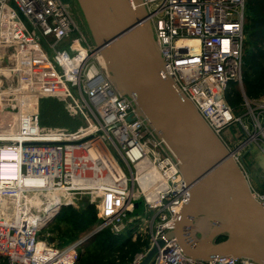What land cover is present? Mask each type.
Listing matches in <instances>:
<instances>
[{
	"label": "built area",
	"instance_id": "built-area-1",
	"mask_svg": "<svg viewBox=\"0 0 264 264\" xmlns=\"http://www.w3.org/2000/svg\"><path fill=\"white\" fill-rule=\"evenodd\" d=\"M144 3L166 76L222 138L249 179L242 153L264 143V97L250 100L242 94L252 133L225 99L230 84L243 89L245 0ZM32 32L55 55V77L65 88L63 98L56 99L64 103L67 116L84 124L45 127L39 93L0 85V118L7 110L16 118L12 131L0 128V264H76L82 240L59 249L49 235L41 239L40 234L61 206L80 208L85 201L97 209L98 231L128 232L133 241L147 237L148 247L128 264H141L159 240L165 243L148 264H255L231 256L195 261L182 255L175 238L165 239L189 201L186 184L111 83L101 55L88 45L61 0H0V71L9 67L7 51L13 47H28L47 59ZM236 124L241 133L226 138ZM241 136L231 149L230 140ZM251 188L264 206V184L261 190ZM42 196L48 200L43 212L38 210ZM110 196L119 198L111 209ZM136 200L142 202V214L128 216Z\"/></svg>",
	"mask_w": 264,
	"mask_h": 264
},
{
	"label": "water",
	"instance_id": "water-1",
	"mask_svg": "<svg viewBox=\"0 0 264 264\" xmlns=\"http://www.w3.org/2000/svg\"><path fill=\"white\" fill-rule=\"evenodd\" d=\"M66 1L77 8L86 34ZM61 2L88 45L101 55L111 83L130 102L186 184L189 201L180 208L165 239L175 238L182 255L195 261L231 256L264 264V206L254 199L248 177L222 138L166 76L144 0ZM48 94L63 98L60 91ZM139 201L132 203L128 216L142 214V205H135ZM98 232L95 229L82 242ZM49 242L54 244L55 239ZM164 243L157 241L141 264H148Z\"/></svg>",
	"mask_w": 264,
	"mask_h": 264
},
{
	"label": "rangeland",
	"instance_id": "rangeland-1",
	"mask_svg": "<svg viewBox=\"0 0 264 264\" xmlns=\"http://www.w3.org/2000/svg\"><path fill=\"white\" fill-rule=\"evenodd\" d=\"M27 25V23H26ZM28 26V25H27ZM31 35L39 42L41 47L45 49V52L48 54L47 59L49 60V64L53 70L50 69L48 62H46L45 58H41L40 56L34 55V53H30L24 58V66L22 68V58H21V51L18 47H13L8 49V58L10 59L9 67L6 68L3 66L2 70L0 71V85L5 87H10L11 90L20 89L21 88V75L23 78V88L28 91H33L35 93H39V106H40V117L41 123L43 126L51 128L54 126H76V124H84L78 118L74 122L71 118L67 116V113L64 110V103L62 101H57L55 98L50 97L47 95V91H53L55 88L56 77L54 73V65H55V55L51 53V50H48L46 47V43L44 42L43 38L36 32H32ZM54 73V74H53ZM243 74V73H242ZM53 82V83H52ZM233 84H230V86ZM229 86V89H230ZM235 88H239L238 84L234 85ZM61 88V86H60ZM240 89V88H239ZM47 90V91H46ZM241 90V89H240ZM65 92V88L63 89ZM27 94V95H28ZM11 96L8 94L6 99ZM233 113L236 117H241L244 124L248 125L249 131L252 133L253 128L250 123L249 113L246 112V108L242 109L240 107L233 110ZM256 114L258 113L255 112ZM261 122L264 123V114H261ZM16 126V118L15 115L10 111L7 110L3 113L0 119V128H8L9 131H12ZM241 129L238 124L234 125L229 131L225 134L226 138L234 137L235 134H240ZM243 140V136L239 137V139H231L229 142V147L231 149L235 148V144L238 143L237 141ZM244 162L250 163L249 170V183L250 185L256 189L261 190L262 185L264 184V143L257 142V144H252L249 148L247 147L243 153ZM243 162V163H244ZM247 168V167H246ZM117 200L119 198L110 196L108 198V205H116ZM48 200L42 196L40 207L38 208L39 211L43 212L46 202ZM136 204H141L142 202L139 201ZM73 207V206H71ZM91 210L95 211L97 214V209L94 205H89ZM74 210L80 211V208L73 207ZM145 218L148 219L150 214H145ZM98 222L92 226L90 229L86 230L85 232L81 233L79 237L75 241L82 240L86 238L91 232H93L100 224V218L97 214ZM140 223H144L141 221ZM56 228L60 230V233L56 232ZM68 223L59 220L56 217L52 222H50L41 232L40 237L41 239L46 238V235L55 239L54 245L59 249H64L69 246L73 242L66 241L69 238L68 233H70ZM62 239V240H61ZM86 242H83L82 247L80 248V253L84 252L83 245Z\"/></svg>",
	"mask_w": 264,
	"mask_h": 264
},
{
	"label": "trees",
	"instance_id": "trees-1",
	"mask_svg": "<svg viewBox=\"0 0 264 264\" xmlns=\"http://www.w3.org/2000/svg\"><path fill=\"white\" fill-rule=\"evenodd\" d=\"M68 3L71 5V2ZM75 16L86 34L82 22ZM244 37L243 91L248 99L254 100L264 97V0H245ZM234 85L230 86L225 96L232 111L238 107L244 109L242 93ZM245 165L249 170L251 164ZM81 205L80 211L64 205L57 215L71 229L66 241L74 242L98 222L96 212L86 204ZM56 232L60 233V230L56 228ZM83 247L84 252L80 253L76 264H128L136 253L148 247V239L142 236L133 241L128 232L117 236L105 229L87 240Z\"/></svg>",
	"mask_w": 264,
	"mask_h": 264
},
{
	"label": "crops",
	"instance_id": "crops-1",
	"mask_svg": "<svg viewBox=\"0 0 264 264\" xmlns=\"http://www.w3.org/2000/svg\"><path fill=\"white\" fill-rule=\"evenodd\" d=\"M30 53H34V55H37V56H40L41 58L43 57L42 54L40 52H34V51H31L28 47H22V50H21V58H22V67H21V72L23 71L22 68L24 66V58L25 56H27L28 54ZM45 58V57H43ZM46 62H48L49 64V61L45 58ZM50 65V64H49ZM53 72V71H52ZM54 74V73H53ZM23 85V78H22V75H21V86ZM1 119V118H0ZM251 184V183H250Z\"/></svg>",
	"mask_w": 264,
	"mask_h": 264
},
{
	"label": "bare ground",
	"instance_id": "bare-ground-1",
	"mask_svg": "<svg viewBox=\"0 0 264 264\" xmlns=\"http://www.w3.org/2000/svg\"><path fill=\"white\" fill-rule=\"evenodd\" d=\"M50 66V65H49ZM50 69L52 70V68H51V66H50ZM53 71V70H52ZM53 83V82H52ZM55 85V89L54 90H58V91H61V92H63V89H64V86L56 79V82L54 83ZM60 86H61V88H60ZM25 89H28L27 87H24ZM24 88H23V86H21V91L23 92V93H27L28 94V91H26V90H24ZM47 91V90H46ZM31 92H33V91H30V93ZM109 206V208L111 209V208H113V206L114 205H108Z\"/></svg>",
	"mask_w": 264,
	"mask_h": 264
},
{
	"label": "flooded vegetation",
	"instance_id": "flooded-vegetation-1",
	"mask_svg": "<svg viewBox=\"0 0 264 264\" xmlns=\"http://www.w3.org/2000/svg\"><path fill=\"white\" fill-rule=\"evenodd\" d=\"M74 3V2H73ZM71 10L72 12L76 15V11L78 12L77 8L76 7H73V5L71 4ZM247 164V163H246ZM196 236H200L198 233L196 234Z\"/></svg>",
	"mask_w": 264,
	"mask_h": 264
}]
</instances>
